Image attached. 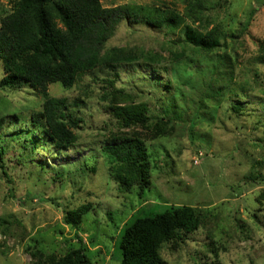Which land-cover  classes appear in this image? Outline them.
Segmentation results:
<instances>
[{"label": "rangeland", "instance_id": "1", "mask_svg": "<svg viewBox=\"0 0 264 264\" xmlns=\"http://www.w3.org/2000/svg\"><path fill=\"white\" fill-rule=\"evenodd\" d=\"M15 1L0 0V18L11 12ZM101 1L106 7L165 4L181 12L188 3ZM202 2L208 18L196 26L209 30L217 26L223 33L222 42L227 36L221 52L232 58L227 76L232 77L236 90L212 93L218 84L212 83L208 63L178 44L179 30L168 35L144 25L122 23L107 47L143 49L158 55V63L153 69L142 62L140 69H121L117 76L111 70H96L72 88L51 84L52 96L84 100L79 113L82 121L74 127L78 135L74 147L63 151L39 147L28 158L10 144L8 132L0 134V149L4 147L0 157V264L59 258L80 245L77 233L93 264H121L120 242L126 226L137 217L175 205L198 207L204 217L196 231L164 243L160 252L166 264H264V63L260 62L264 0ZM179 51L190 56L182 61L192 73L173 79L180 92L176 102L181 119L163 130L141 121L126 125L113 109L141 112L146 119L149 110L160 111L159 99L169 93L164 82L169 70L178 65L173 64L172 54ZM1 65L0 82L4 76ZM156 79L161 80L155 83L158 90L152 88ZM43 102L42 94L30 84L18 89L0 86L2 116L38 112ZM234 105L242 106L241 112L234 111ZM126 138H140L148 152L150 186L143 192L129 167L113 162L104 149L107 143ZM250 173L255 178L249 179ZM120 178L128 183L122 184ZM87 204L90 211L79 227L65 223L68 211Z\"/></svg>", "mask_w": 264, "mask_h": 264}, {"label": "trees", "instance_id": "2", "mask_svg": "<svg viewBox=\"0 0 264 264\" xmlns=\"http://www.w3.org/2000/svg\"><path fill=\"white\" fill-rule=\"evenodd\" d=\"M204 10L202 0H188L183 12L165 4L128 3L106 7L101 0H16L11 12L0 18V62L4 73L0 86L18 89L23 84H30L42 94L44 102L38 112L9 117L0 115V134L8 132L10 144L28 158L34 157L39 147L58 151L74 147L78 141L74 127L82 121L79 113L80 103L84 100L71 102L67 97L52 96L49 86L61 83L72 88L96 70H111L117 76L121 69H140L144 66L142 62H147L153 69L158 63V55L143 49L107 47L124 22L131 27L138 24L165 31L168 35L179 30L178 44L189 48L193 55L199 54L208 63L212 83L218 84L212 93L235 91L232 77L227 76L231 73L229 63L232 58L221 52L227 45V36L224 35L222 42L223 33L217 26L210 30L196 26L208 18ZM260 52V62L264 63V43L260 44ZM172 55L173 64L178 65L169 70L164 82L169 93L159 99L161 110L153 113L149 110L146 119L141 112L114 108L115 114L122 116L126 125L141 121L143 125L163 130L166 125L181 119L182 113L176 102L180 92L173 86V79L174 76L182 79L192 75L183 67L182 61L190 56L181 51ZM220 80L225 83L220 85ZM152 82V88L158 90L155 83H161V80ZM109 83L112 85L113 80ZM233 109L238 113L242 106L234 105ZM14 137L18 139L16 143ZM104 149L113 162L129 167L141 192L150 186V160L140 138L107 143ZM2 153L4 147L0 149V157ZM90 169L95 171L96 166L92 165ZM251 173L248 178H255ZM261 176L264 179V175ZM120 179L122 184L128 183L125 178ZM90 208L87 204L68 211L65 223L79 227ZM203 217L200 208L190 205H175L161 213L137 217L124 230L120 242L121 264H166L160 252L164 243L179 238L182 233L196 231L202 225ZM77 237L78 247L69 249L59 258L33 264H93L79 233Z\"/></svg>", "mask_w": 264, "mask_h": 264}]
</instances>
